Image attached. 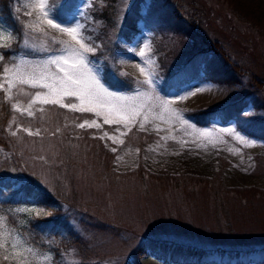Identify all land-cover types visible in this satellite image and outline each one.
<instances>
[{
    "label": "rangeland",
    "instance_id": "rangeland-1",
    "mask_svg": "<svg viewBox=\"0 0 264 264\" xmlns=\"http://www.w3.org/2000/svg\"><path fill=\"white\" fill-rule=\"evenodd\" d=\"M135 1L116 0L106 16L108 0H76L63 19L53 0H14L23 28L18 49L11 48L17 38L0 17V92L12 113L0 164L15 155L19 177L26 173L41 188L63 193L68 223L88 247L84 257L70 247L56 258L23 233L51 209L33 202L3 205L1 198L2 264H129L134 234L200 247H264V134L252 133L264 128V85L259 91L254 83H264V0H180V15L192 20L200 41L186 22L166 21L170 6L157 12L166 19L149 16L167 0H140V18L128 22ZM50 18L60 27L49 25ZM66 27L77 29L92 51L80 49L61 31ZM217 45L230 67L242 69L240 81L223 80ZM68 48L80 50L102 88L122 97L120 104L135 105L130 111L136 114L110 115L120 122L106 124L110 105L80 111L74 96L64 97L65 107L44 103L48 89L28 78L55 73L46 65L53 56H64L69 66L75 57ZM205 49L208 65H199ZM235 104L236 114L221 118ZM213 109L220 114L207 122L202 112ZM82 214L124 228L119 241L84 229ZM143 263L167 264L150 257Z\"/></svg>",
    "mask_w": 264,
    "mask_h": 264
},
{
    "label": "trees",
    "instance_id": "trees-1",
    "mask_svg": "<svg viewBox=\"0 0 264 264\" xmlns=\"http://www.w3.org/2000/svg\"><path fill=\"white\" fill-rule=\"evenodd\" d=\"M53 1H55L54 5L57 9L58 17L64 19L67 17L68 9H70L69 7L74 5L76 0ZM108 2L107 12L105 11L106 16H108L111 10L115 8L114 3L116 0H108ZM13 3L14 0H0V17L6 26H9L13 36L17 38L11 43V48L18 49L19 40H21L23 36V28L19 18H16L17 14L14 11ZM139 4L140 0L135 1L132 4V8L129 10V12H127L126 18L128 22L130 20V23H132L140 18ZM166 6L172 7V18H169L166 21L170 23H173L174 21L181 23L186 22L188 26V33L191 32V35L200 41L201 36L198 35L196 31L192 30V27L190 28L192 24H190V22H192V20H184V15H180L183 14L182 9L179 8L182 7V5L180 6V0L165 1L163 3V7L157 10L155 8L152 9L149 13V16L156 18L159 15L160 20L168 18L169 15L164 17L160 14H157L159 10L163 12L164 7ZM74 8L75 6L71 7L70 10H73ZM112 18L113 17L111 16L110 20H112ZM124 29L125 31L123 34H127L128 26H125ZM30 36L34 37V34ZM214 49L215 50H212L217 52V54L222 56L224 59L225 70H223V80L230 83L240 81L241 74L238 72H240L242 69L234 66L230 67L229 58L226 56L225 51L218 47V45L215 46ZM10 52V50L8 51L6 49L4 53L5 55H8ZM199 52H201V62L199 65H208V50H200ZM187 66L188 64L185 65L184 68ZM111 68L113 67L111 66ZM194 69L196 70V68ZM229 70L231 72H227ZM106 71L108 72L107 69ZM254 83H256L255 85L258 87L259 91L261 90V86L263 87L264 85V83H261L260 81H255ZM114 84L118 85L119 83L114 82ZM121 85H123V82ZM236 108L237 104L226 107L223 110L224 113L221 115V118L227 120L232 115H235ZM11 114V110L9 109L8 104L4 101V97L0 92V147L1 145H5V147H7L9 144V139L4 130V125L8 118L11 117ZM219 114L220 110L217 109L202 112V116L207 122ZM253 130V134H264V132H261L264 130V128H255ZM0 166V200L2 198L3 205H16L33 202L35 205L51 209V213L47 218L36 219L37 221L34 220L29 223L27 227H24L23 233L29 237V240L32 241L34 245L38 246H41V243L43 242V246L49 247L52 251H54L56 258L59 257L63 248L68 249L70 247H77L83 253V257L86 256L88 253L87 243L85 242L86 239L68 223L69 214L68 211L63 207V205L66 203L65 201H67V197L61 192L51 193L46 189L41 188L40 186L36 185L37 183L26 173H24L25 177H19L18 175L20 174V171L18 169V162L15 159V155H12V157H4ZM14 166L16 167L15 171L12 169ZM78 218L80 219V225L84 229L88 230V228L91 227L92 229L105 234V236H111L116 241H119L118 237L120 234H122L121 229H124L121 226L118 227L112 223L105 224L91 215L87 216L82 214ZM40 221L41 224L38 225ZM62 231L65 233V236L62 234ZM53 237L58 238L59 243H55L52 240ZM132 242L133 260H131L129 264H144L143 260L146 257L154 258L167 264H264V247L242 250L237 248L227 249L224 247H200L177 241L155 239L151 237H138L137 234L132 236ZM103 260H105L104 256L101 258V261ZM0 264L2 263L0 262Z\"/></svg>",
    "mask_w": 264,
    "mask_h": 264
},
{
    "label": "snow or ice",
    "instance_id": "snow-or-ice-1",
    "mask_svg": "<svg viewBox=\"0 0 264 264\" xmlns=\"http://www.w3.org/2000/svg\"><path fill=\"white\" fill-rule=\"evenodd\" d=\"M40 7L43 8V4H41ZM45 15H47L46 12ZM47 22L53 28L60 27L58 23H54L52 18L48 19ZM61 31L72 36L73 40L80 45V49H83L84 52L92 51L81 38H77V29L66 27L61 28ZM67 51L70 56L75 57L69 66L65 67V65L68 64V60L64 56H53L46 62V65H54L56 69L55 73L51 72V70H46L42 71L38 77L33 74L28 78L33 81H38L41 88L48 89L49 95L44 97V103L58 104L61 107H65V104L62 103L64 97L74 96L79 99L83 105V107L79 109L80 111L90 112L93 111L94 108L110 105V113L104 117V123L106 124L120 122L119 119H110V115L119 116L121 113H124L132 116L136 114L130 111V109L135 108V105L129 106L120 104L119 101L123 99L122 97L112 96L111 93H108L102 88L91 68L88 67L89 61H87L80 50L68 48ZM139 55L143 57L144 53L141 51ZM140 71L143 73L144 69L141 68ZM57 73H62V75L58 76ZM26 82V80L21 79V83ZM147 83L154 84V81L150 79ZM36 86V83H33V87ZM40 98L41 94L37 93L36 99ZM181 99H184V97H181ZM69 103L71 107L75 108L74 103L71 101ZM164 103L166 104L167 101H164ZM80 127H84V125L81 124Z\"/></svg>",
    "mask_w": 264,
    "mask_h": 264
},
{
    "label": "bare ground",
    "instance_id": "bare-ground-1",
    "mask_svg": "<svg viewBox=\"0 0 264 264\" xmlns=\"http://www.w3.org/2000/svg\"><path fill=\"white\" fill-rule=\"evenodd\" d=\"M82 4V3H81Z\"/></svg>",
    "mask_w": 264,
    "mask_h": 264
}]
</instances>
